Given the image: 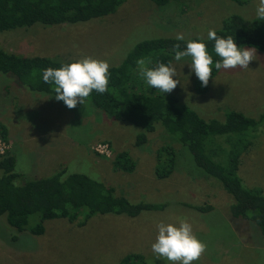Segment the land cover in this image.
I'll return each mask as SVG.
<instances>
[{
    "label": "rangeland",
    "instance_id": "obj_1",
    "mask_svg": "<svg viewBox=\"0 0 264 264\" xmlns=\"http://www.w3.org/2000/svg\"><path fill=\"white\" fill-rule=\"evenodd\" d=\"M257 4L258 0L240 4L174 0L157 7L148 0H124L113 14L102 18L1 32L0 47L22 57L61 62L91 56L106 60L112 68L142 41L175 39L178 33L185 40L201 35L205 40L210 29L218 30L232 15L256 19ZM256 55L247 69L217 70L206 87L190 69V60L173 58L174 79L180 83L171 93L205 121H222L230 111L257 120L264 114V52L256 50ZM7 80L0 74V121L5 135L13 139L14 171L21 175L16 184L64 170L61 179L81 174L111 187L130 203H165V209L143 211L135 218L93 215L82 227L66 220L44 221L40 236L28 232L38 221L36 215L28 217L21 233L8 226L2 215L0 264H116L129 253L141 255L146 264H171L158 259L151 246L160 222L178 224L181 220L189 222L207 245L193 264H264V231L250 220L231 217V202L220 184L197 170L182 146L158 125L147 135L145 145L135 148L133 136L138 132L132 126L113 121L86 102L69 109L55 97L11 94L3 89L9 85ZM252 132L247 134L248 152L241 157L238 177L242 186L261 189L264 196V120ZM99 143L107 145L108 157L95 152ZM216 143L228 148L224 137ZM165 144L174 147L177 162L167 179L157 180L154 152ZM120 152L134 162L132 173L112 168L111 160Z\"/></svg>",
    "mask_w": 264,
    "mask_h": 264
},
{
    "label": "trees",
    "instance_id": "obj_2",
    "mask_svg": "<svg viewBox=\"0 0 264 264\" xmlns=\"http://www.w3.org/2000/svg\"><path fill=\"white\" fill-rule=\"evenodd\" d=\"M123 1L0 0V33L27 29L34 24L51 27L102 18L113 14ZM148 1L161 7L174 0ZM230 1L240 4L243 0ZM263 24V20L258 17L246 20L232 15L222 22L216 33L225 38L233 36L238 47L264 52ZM187 41L162 37L136 44L118 66L109 69L107 92L100 94L93 91L85 102L113 121L135 128L138 132L133 136L135 148L145 145L147 135L158 125L182 146L197 170L220 184L229 196L231 217L250 220L264 231L262 191L242 186V179L238 177L241 157L248 152L247 134L253 133L256 125L264 120V114L254 120L240 112L230 111L223 115L222 121H205L188 106L180 104L183 102L172 93H163L149 86L140 74L141 68H154L160 63L169 64L175 55L174 45L180 43L183 49ZM204 42L213 56V77L217 71L214 64L220 58L214 52V41L205 39ZM186 58L191 61L190 57ZM140 60L144 61L143 65L137 63ZM70 62L45 57H22L0 47V74L18 87L42 96L55 97V86L43 81V70L59 68ZM0 136L5 140V131L1 126ZM218 137H224L227 149L216 143ZM154 160V178L165 180L174 171L177 153L168 144L160 145L154 152ZM111 163L115 171L123 173H132L135 168L126 152L115 154ZM14 166L15 159L9 151L0 156V216L4 215L8 226L17 233L24 231L27 219L32 215H36L38 221L28 232L32 236H40L44 232V221L66 220L82 227L93 215L111 214L135 218L143 211L165 209V203H130L116 196L111 187L81 174H69L61 179L64 170L52 176L16 184L15 181L21 175L14 171ZM193 209L203 211L208 208ZM116 264L146 262L141 255L129 253Z\"/></svg>",
    "mask_w": 264,
    "mask_h": 264
},
{
    "label": "clouds",
    "instance_id": "obj_3",
    "mask_svg": "<svg viewBox=\"0 0 264 264\" xmlns=\"http://www.w3.org/2000/svg\"><path fill=\"white\" fill-rule=\"evenodd\" d=\"M256 15L259 20H264V0H258ZM177 41H185L183 33L175 37ZM207 39L214 41V52L220 59L214 64L216 70L249 68L250 61L256 60L255 48L238 47L234 37L218 36L214 29L207 33ZM175 61L185 57L191 58L190 69L195 73L203 87H206L212 78L213 56L209 53L204 37L198 36L186 42V47L181 49V44L174 45ZM143 65L144 61L137 62ZM110 64L106 60L84 56L70 63H65L59 68H46L43 70V81L54 84L55 98L63 101L73 109L78 103L83 104L93 91L100 94L107 92L110 78ZM141 76L146 83L163 93H171L180 83L175 67L160 63L154 68H141ZM158 234L152 244V251L158 259L163 258L171 264H193L198 261L207 249L194 233L192 225L184 220L178 224L160 222L157 225Z\"/></svg>",
    "mask_w": 264,
    "mask_h": 264
},
{
    "label": "crops",
    "instance_id": "obj_4",
    "mask_svg": "<svg viewBox=\"0 0 264 264\" xmlns=\"http://www.w3.org/2000/svg\"><path fill=\"white\" fill-rule=\"evenodd\" d=\"M9 80H7V82H8ZM9 85H6V86H4V90L5 89H7L8 90V92L9 93H11V94H17V93H30V94H35V93H31V92H29V91H27V90H25L24 88H21V87H18L16 84H14V83H12L11 81H9V83H8ZM12 86V87H11ZM38 95H40V94H38ZM21 96H24V95H21ZM40 96H42V95H40ZM23 99V98H22ZM22 99H20V102L22 103ZM22 107H23V103H22V105H21ZM17 122H15V124H16ZM0 126L1 127H3V129H4V131H5V125L0 121ZM12 139V136H10L9 135V137H7V135H5V141L8 143V145H9V152H10V150L12 149V146H13V139ZM11 153V152H10Z\"/></svg>",
    "mask_w": 264,
    "mask_h": 264
},
{
    "label": "built area",
    "instance_id": "obj_5",
    "mask_svg": "<svg viewBox=\"0 0 264 264\" xmlns=\"http://www.w3.org/2000/svg\"><path fill=\"white\" fill-rule=\"evenodd\" d=\"M8 150H9L8 143L5 140H3L2 137L0 136V156H3ZM95 152L97 153V155L101 157L109 156V151L106 144H101V143L97 144L95 146Z\"/></svg>",
    "mask_w": 264,
    "mask_h": 264
}]
</instances>
